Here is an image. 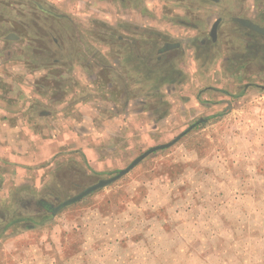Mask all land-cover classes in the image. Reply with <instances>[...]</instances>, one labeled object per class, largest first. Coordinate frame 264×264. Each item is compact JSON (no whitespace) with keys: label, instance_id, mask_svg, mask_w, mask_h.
<instances>
[{"label":"rangeland","instance_id":"obj_1","mask_svg":"<svg viewBox=\"0 0 264 264\" xmlns=\"http://www.w3.org/2000/svg\"><path fill=\"white\" fill-rule=\"evenodd\" d=\"M221 1L227 7L225 18H251L264 28V0ZM120 2L0 0L1 97L20 102L37 93L53 104L71 94L68 98L73 100L75 90L88 91L92 83L99 94L97 100L92 94L99 116L108 117L114 110L124 113L106 107L119 100V94L105 87L109 78L90 77L81 69H93L88 58L113 47L105 44L104 27L113 20L110 16L120 19L116 14L121 12ZM155 4L156 10L161 7L163 22L193 24L185 1L156 0ZM209 6L205 13L215 15L212 10L216 8ZM61 16L82 27V46L73 26ZM90 18L98 19L93 30ZM209 31L202 38L209 39ZM96 35L102 44L95 42ZM226 35L231 48L235 38L249 42L231 25ZM99 56L103 65L108 64L109 60ZM58 58L60 62L53 66ZM263 59L264 36L253 33V85L242 81L235 98L207 93L201 105L195 99L204 94V87L190 75L191 67L183 69L188 75L181 78L183 60L168 61L162 69L171 76L160 74L161 92L146 87L143 93L147 104L154 100L162 104L154 114L157 122L162 119L158 128L129 124L130 132L123 137L113 130L112 149L98 142V147L110 150L99 151L103 154L96 158L100 165L94 162L90 171L80 156L62 157L48 165L44 175L33 171L38 167H28L34 187L21 192L13 181H7L0 188V264H264ZM67 62L71 65L65 66ZM157 63L152 60L144 65L153 69ZM118 65L122 67V62ZM245 86H250L248 92ZM90 97L82 95V100ZM167 105L171 108L165 111ZM41 106V112L51 109L47 104ZM39 109L30 111L37 115ZM144 111L152 123L153 110ZM204 118L210 119L170 148L149 155L119 180L40 224L49 214L39 201L57 206L114 176L151 147L171 142ZM14 166L5 165L7 169L0 163L11 176L18 171Z\"/></svg>","mask_w":264,"mask_h":264},{"label":"crops","instance_id":"obj_2","mask_svg":"<svg viewBox=\"0 0 264 264\" xmlns=\"http://www.w3.org/2000/svg\"><path fill=\"white\" fill-rule=\"evenodd\" d=\"M155 1L121 0V12H115L120 19L115 20L113 15L108 14L113 20L105 22L104 27L105 44L113 47H109L106 54L98 53L109 60L108 64L103 65L101 63L103 58L97 54L95 58L92 56L88 58L94 65L93 69L81 68L90 77L101 78L103 76L109 78L105 87L114 90L109 93L119 94L117 101L120 104L116 101L114 104H107L106 107L113 108L114 106L117 110L122 109L124 113L119 114L114 110V114L110 113L108 117L99 116L98 104L95 101L99 94L91 85L92 83L88 91L75 90L73 100L68 98L71 94L65 96L62 101L53 104L44 95H41L42 98L40 99L37 93H34L32 99L26 98L20 102H10L1 97L2 92L0 91V163L3 164L4 168L15 165L17 166L16 170H18L11 176L6 169L2 170L0 167V188H4L7 181H13L12 185H15V189L18 191L34 187L33 181L29 178L28 167H38V170L33 171L44 175L47 166L55 164L62 157L72 159L74 156H80L88 166L86 169L90 171L94 162L100 165L96 158L103 154L99 151L112 149L109 147V142L113 130L116 132L114 134L123 137L126 136L127 132H130L129 124L134 126L139 123L140 127H147L148 124H151L153 129L158 128L162 119L157 122L154 114L157 110L159 111L162 104H157L155 100L147 104L143 93L145 94L146 87L157 88L156 93L161 92L162 87L159 79L162 78L160 74L165 73V76H171L169 73L163 72L162 69L163 65L168 64V61L183 60L180 64L181 69L191 67L190 75L192 78L196 77L202 83L204 87L202 93L204 94L196 96L197 105L205 104L202 99L207 93L214 92L235 98L236 96L233 94L238 93L240 89L238 87L245 83L242 81H248L250 85H253V31L234 19L225 18L227 7L224 1L177 0L183 1V3L185 1L188 11L193 14L194 25L192 22L177 21L173 23L171 20L163 22L160 15L161 7L157 6L158 10H156ZM210 4L212 8H216V10H212L215 14L213 16L205 13L209 11ZM235 10L236 8H234ZM46 13L53 15L50 11H46ZM177 13L174 14L176 17ZM121 16L125 18L124 21ZM241 16L243 17L242 14ZM61 18H65L73 26L76 38L82 46V27L79 24L75 25L77 22L70 21L68 17L61 16ZM90 19L91 24L89 25L92 27L90 29L93 30L97 26L98 19ZM238 19L253 24L251 18ZM217 22L216 32L213 36L212 30ZM230 25L231 29L245 36L249 42H242L235 38V43H233L235 47L231 48L229 46L232 44L231 39L226 35ZM205 29L207 32L210 30L209 39L207 37L202 38L204 36L202 33L206 32H204ZM97 31L99 30L97 29ZM95 38L96 43H103L99 42L102 39L97 35ZM152 60H156L158 63L155 68L148 69L144 63ZM59 62V58L54 60L53 66L58 65ZM118 62H122V67L118 65ZM66 65H71V63L67 62ZM184 71L179 74L181 78H187L188 74H185ZM249 71L251 72L248 74ZM142 76L149 79L140 80L139 77ZM249 87L245 86L248 89L246 92L249 91ZM166 89V91L169 90ZM93 92L96 94L95 100L92 99ZM82 95H90L91 97L89 100H82ZM37 99H40L41 102ZM188 102L192 104L191 100ZM43 104H47L51 108L47 113L41 112L43 109L41 105ZM214 106L218 107V105ZM38 107L40 109L37 115H32L30 110ZM168 107L171 108L167 105L165 111ZM13 108L19 111L16 113L7 111V109ZM146 109L153 110V113H150L153 114L154 118L152 123L149 120L150 115L148 116V113L144 111ZM98 142L102 143L99 146L105 145L110 149L98 147ZM104 163L105 161L102 164L104 165ZM20 165L24 168L19 167ZM12 177H14L13 180ZM32 184L33 186H31Z\"/></svg>","mask_w":264,"mask_h":264},{"label":"water","instance_id":"obj_3","mask_svg":"<svg viewBox=\"0 0 264 264\" xmlns=\"http://www.w3.org/2000/svg\"><path fill=\"white\" fill-rule=\"evenodd\" d=\"M235 20H236V22H238L242 26H245L247 28L255 30L256 32L264 34V28H261V27L255 25V24H252L251 22L246 21V20H240V19H235ZM217 24H218V22L215 24V26H214V28L212 30L213 36L215 35ZM209 119L210 118H204V119L198 120L196 123L192 124L189 128H187L185 131H183L179 136H177L171 142L151 147L150 149H148L147 151L142 153L140 156H138L136 159H134L125 169L118 170L115 173L114 176H112V177H110L108 179L99 180L94 185L84 189L83 191H81L76 196H74V197H72V198H70V199L58 204L57 206H53L50 203H47V202H45L43 200L39 201L38 203L40 204V206L42 208H44L46 210V212L49 214V216L43 218V220L41 221L40 224H43V223L47 222L48 220H50L52 217H54L62 209L80 202L81 200H83L87 196H89V195L97 192L98 190H101V189L109 186L110 184L114 183L115 181L119 180L120 178H122L123 176L128 174L131 170H133L146 157H148L149 155H151V154H153L155 152H159V151L166 150V149L170 148L176 142H178L183 136H185L188 132H190L192 129H194L195 127H197L200 124H204ZM14 223H16V222H14Z\"/></svg>","mask_w":264,"mask_h":264},{"label":"flooded vegetation","instance_id":"obj_4","mask_svg":"<svg viewBox=\"0 0 264 264\" xmlns=\"http://www.w3.org/2000/svg\"><path fill=\"white\" fill-rule=\"evenodd\" d=\"M248 29H250V28H248ZM250 30H252V29H250ZM252 31H253V33H255V34H261V33H259V32H256L255 30H252ZM261 35L264 36V34H261ZM39 205H40V204H39ZM51 205L56 206V205H54V204H51ZM42 209L45 211L46 214H48L44 208H42Z\"/></svg>","mask_w":264,"mask_h":264}]
</instances>
